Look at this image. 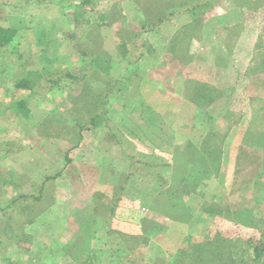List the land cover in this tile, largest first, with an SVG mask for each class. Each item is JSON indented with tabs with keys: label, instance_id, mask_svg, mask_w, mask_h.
Returning <instances> with one entry per match:
<instances>
[{
	"label": "rangeland",
	"instance_id": "1",
	"mask_svg": "<svg viewBox=\"0 0 264 264\" xmlns=\"http://www.w3.org/2000/svg\"><path fill=\"white\" fill-rule=\"evenodd\" d=\"M205 1L0 0V264H264V0Z\"/></svg>",
	"mask_w": 264,
	"mask_h": 264
},
{
	"label": "trees",
	"instance_id": "2",
	"mask_svg": "<svg viewBox=\"0 0 264 264\" xmlns=\"http://www.w3.org/2000/svg\"><path fill=\"white\" fill-rule=\"evenodd\" d=\"M83 3L89 2V0H81ZM208 1V0H207ZM207 1H205L204 3H208ZM101 18H103V16H101ZM17 32L18 30L16 28L13 27H0V44L1 45H6V44H10L13 41H15L16 37H17ZM122 45L125 46L126 45V41L122 42ZM27 85V82L25 79H20L18 80V82H16V87H21ZM28 86V85H27ZM19 108L16 109L17 112H22L23 116H27L30 109L27 107L26 102L25 101H19L17 102ZM249 136V134H248ZM260 138L259 140L264 139V131L261 132V135L258 137ZM125 186H122V189H124ZM213 206H210L209 208V212L210 213H216L218 212V209H214L212 208ZM256 249H261L260 252L258 254H256L255 259H258L260 254H262V252L264 251V248L262 246L261 247H256ZM221 252L220 250L217 248V245L211 244L210 246H205L202 244L199 245H195L194 247H192L189 250H184L182 251V255H181V260L183 261L184 264H210L212 262L215 261V259L220 260L221 258ZM91 258V257H90ZM88 261H92V259L88 260Z\"/></svg>",
	"mask_w": 264,
	"mask_h": 264
}]
</instances>
